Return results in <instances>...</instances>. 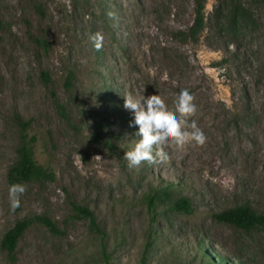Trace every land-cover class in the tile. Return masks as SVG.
<instances>
[{"label": "rangeland", "instance_id": "rangeland-1", "mask_svg": "<svg viewBox=\"0 0 264 264\" xmlns=\"http://www.w3.org/2000/svg\"><path fill=\"white\" fill-rule=\"evenodd\" d=\"M230 5L239 2L206 0V19L216 7L224 24ZM244 7L234 30L212 25L192 42L191 0H0V242L35 215L60 230L31 225L12 257L0 248V264H104L102 246L109 264H264V227L213 217L242 204L264 213V0ZM182 89L206 142L129 167L142 137L125 96L160 95L175 111ZM23 137L51 178L24 183L13 212L7 173ZM162 190L169 197L149 213L145 196ZM180 197L192 214L172 208ZM72 204L93 212L104 241Z\"/></svg>", "mask_w": 264, "mask_h": 264}, {"label": "trees", "instance_id": "trees-1", "mask_svg": "<svg viewBox=\"0 0 264 264\" xmlns=\"http://www.w3.org/2000/svg\"><path fill=\"white\" fill-rule=\"evenodd\" d=\"M193 2V20L190 26L187 28L185 37L186 39L197 42L200 35L206 30L207 27L213 25V29L217 28L219 30V24L221 25L220 29L223 31L227 29H235L236 22L239 18L248 17V12L244 7V3L254 2L255 0H234L239 2V6L230 5L227 11V16L225 15L226 21L222 24L219 20L218 10L215 7L212 15L206 19L205 17V2L206 0H191ZM243 3V4H242ZM72 75L65 82V88L70 87V80ZM41 79L45 85L49 84V76L47 73L41 74ZM56 107L59 111V114L62 117H66L65 106L56 103ZM18 123L22 127V130L25 131L30 127L29 122H23L21 119H18ZM51 175L44 170L42 167L38 166L32 158V148L31 142L27 141L25 137L21 138L20 144L16 149V160L10 166L7 173V182L8 185L14 183H34L41 182L45 179H50ZM169 197V193L166 190L162 192L153 191L148 193L145 196L146 206L149 213H152L156 208L157 201L166 200ZM172 208L178 213L192 214L191 202L186 197H180L173 201ZM73 210L76 215L80 218L86 219L88 225L93 230L95 238L100 242L104 241L105 233L101 229L99 223L97 222L94 214L88 208L81 207L75 204H72ZM214 219L219 223L230 225L236 229L242 231H249L254 227H264V213H256L250 206L247 204H242L239 206L232 207L230 209L224 210L220 213L215 214ZM33 224H38L50 233L58 235L60 230L57 225L50 219L44 216L35 215L32 218H25L20 221H17L14 226L9 229L2 237L0 242V248L7 253L9 257H12L18 239L22 236L24 231ZM101 254L104 259V264H109V256L105 251V248L102 246ZM144 262V261H143ZM145 264V262H144Z\"/></svg>", "mask_w": 264, "mask_h": 264}, {"label": "clouds", "instance_id": "clouds-1", "mask_svg": "<svg viewBox=\"0 0 264 264\" xmlns=\"http://www.w3.org/2000/svg\"><path fill=\"white\" fill-rule=\"evenodd\" d=\"M91 39L95 49L100 51L103 35L96 33ZM194 101L195 96L188 89H182L176 110L170 111L160 95L125 96L124 107L134 113V124L139 128L137 135L142 137L134 149L125 154L129 167H139L143 162L167 164L170 155L166 149L183 151L190 144L203 145L206 142L204 132L192 119L198 112ZM26 190V186L20 183L10 185L8 194L13 212L21 206V197Z\"/></svg>", "mask_w": 264, "mask_h": 264}]
</instances>
